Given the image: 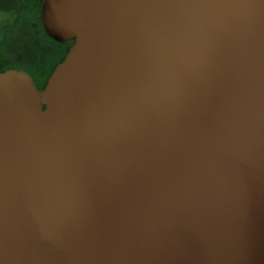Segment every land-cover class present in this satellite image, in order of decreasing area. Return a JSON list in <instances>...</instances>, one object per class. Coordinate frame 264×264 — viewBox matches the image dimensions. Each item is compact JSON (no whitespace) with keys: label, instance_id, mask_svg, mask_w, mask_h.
Wrapping results in <instances>:
<instances>
[{"label":"water","instance_id":"obj_1","mask_svg":"<svg viewBox=\"0 0 264 264\" xmlns=\"http://www.w3.org/2000/svg\"><path fill=\"white\" fill-rule=\"evenodd\" d=\"M73 41L0 72V264H264V0H44Z\"/></svg>","mask_w":264,"mask_h":264},{"label":"rangeland","instance_id":"obj_2","mask_svg":"<svg viewBox=\"0 0 264 264\" xmlns=\"http://www.w3.org/2000/svg\"><path fill=\"white\" fill-rule=\"evenodd\" d=\"M43 1L39 9L32 2L29 3L20 23L13 32L6 33L5 42L0 47V66L28 72L38 88L45 87L74 41L57 42L47 35L41 22Z\"/></svg>","mask_w":264,"mask_h":264},{"label":"trees","instance_id":"obj_3","mask_svg":"<svg viewBox=\"0 0 264 264\" xmlns=\"http://www.w3.org/2000/svg\"><path fill=\"white\" fill-rule=\"evenodd\" d=\"M43 0H0V47L5 42L6 33L13 32L20 23V19L26 13L29 3H33L38 9ZM5 21V22H4ZM71 43L68 45L70 46ZM8 68L0 66V72Z\"/></svg>","mask_w":264,"mask_h":264},{"label":"flooded vegetation","instance_id":"obj_4","mask_svg":"<svg viewBox=\"0 0 264 264\" xmlns=\"http://www.w3.org/2000/svg\"><path fill=\"white\" fill-rule=\"evenodd\" d=\"M55 41V40H54Z\"/></svg>","mask_w":264,"mask_h":264}]
</instances>
